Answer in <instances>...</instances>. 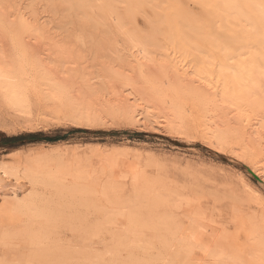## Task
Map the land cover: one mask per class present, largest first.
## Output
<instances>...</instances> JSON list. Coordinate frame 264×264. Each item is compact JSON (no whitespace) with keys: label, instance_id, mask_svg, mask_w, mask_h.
<instances>
[{"label":"rangeland","instance_id":"1","mask_svg":"<svg viewBox=\"0 0 264 264\" xmlns=\"http://www.w3.org/2000/svg\"><path fill=\"white\" fill-rule=\"evenodd\" d=\"M72 1L0 0V18H4L1 20L3 23L8 19L10 21L14 19V21L16 20L15 22L13 21L14 25L18 26L24 19L28 20V28L23 30L24 33L22 29L16 26L14 28L12 26L13 23L9 22H6L5 25L10 24V33L8 31L9 26H6L8 30L6 28L0 29V51L2 50L0 53L3 52L5 56H2L4 58H6V55L8 56L7 58L11 57V62L14 60L12 65H15L12 69L15 70L17 66L18 70H20L18 73L16 69V72L20 76L22 87V92L15 99L10 100L6 96H0V160L9 161L8 167L14 172L13 182L7 185L8 195L2 200V203L20 204L21 206L6 210L8 214L3 215L0 219V228H2L3 234L8 233L7 237L4 234L5 239L13 231L12 235L17 236V231L21 226L18 224L19 219L21 220L19 222L24 225L29 221L34 223L36 219L40 220L42 218V215L38 214L40 211L48 213L51 221L57 214L56 218L74 215L73 212L69 215L70 210L73 211L74 208L62 209L65 206L64 204L72 198L69 199L66 193L64 195L57 192L55 190L56 187L52 186L53 184H49L52 178L59 176L58 173L60 172L56 170L70 167L69 170L72 173H77L82 169L97 179L98 190L103 183L113 180L118 188L126 189L127 196L133 186H150L153 192L159 191L161 193L164 201L167 199L168 205L173 196H177L178 199H183L184 201H190L189 216L196 215L203 219L204 222L208 223L209 228L206 230L208 234H215L214 237L203 234L198 223L192 222L190 219H186V223L182 227L185 237L199 246L196 250L198 256L195 254L192 259L196 256V261L201 259V264H217L214 258L208 254L209 251L207 250L209 248L222 252L223 255L224 253L230 256L238 255L241 264H263L264 181L254 173L256 165L253 164L249 153L251 150L244 145L245 140L248 138V132H251L250 125H255L256 118L264 116L263 89L256 87V95L250 97L251 100H248L249 102L244 103L241 107L235 108L230 103L216 109L213 103L205 101L204 103L186 91H175L169 87L168 83L171 81V64L179 67L178 69L182 73L184 71L185 73L187 71L191 72L193 69L190 67L194 68L192 60L199 58L202 61V57L197 58V56L203 55L202 51L204 55H207H203V61L204 58L208 59L211 56L214 58V63H217L218 54L216 49H212L208 53L205 52L208 48L211 50V46L207 45L209 42L205 45L202 42H198L202 44L200 48L194 44H192L193 46L190 45L191 50L194 47L193 51L189 50L190 48L185 50L179 46L177 47L176 42L172 41L169 35V37L167 36L169 33L168 24H166L167 20L164 21L165 14H168L166 11L172 12L171 10L178 9L183 12L189 10V15L197 17L200 14L208 20L215 21L216 19L212 17L214 15L211 11L215 0H111V3L109 2L110 0H98L97 3L100 1L97 4L98 6H100V3L106 6L104 8L101 5L99 9L93 6V2H89L90 0H84L91 4L86 2L88 4L87 7L90 6L88 9L85 8L86 5H81L80 8L79 1ZM104 2L108 3L105 4ZM223 2L228 7L227 13L230 17H235L236 20L242 19L241 21L244 22L245 28L249 31L261 32L252 23L245 21L251 10L248 2L243 0H223ZM76 3L78 5H75ZM111 6L112 8L116 7V11H120L119 14L122 17L124 12H127V9L128 13L131 12L132 14L134 12L131 18V14H125L126 17L129 16V19L122 18L126 20H123V22H127V25L131 24L130 26H132L133 22L135 28L133 27L132 30L138 32L139 29L140 31L151 29L149 30L151 33L155 32L151 35L152 39L150 38L152 41L155 39V42L153 41V44L147 46L146 52L140 50L141 48L137 45L132 48L126 46L121 42L120 35L115 33L118 36L115 37L118 42L113 47L116 54L110 56V54L105 53L99 57L96 56L95 50L98 48L96 44L101 42L98 35H102L104 30L107 31L105 27L98 28L105 20V26L106 23L107 25L111 24V18L107 17L109 13H106V9L108 8L107 10L109 11ZM79 8L84 10L82 11L84 16L86 15L85 17L89 15L88 18L80 16L83 15L81 12L80 15L78 14ZM101 8L105 11H102ZM164 9L166 13L163 15L165 17L162 18L163 11H160ZM155 10L160 13V15L158 13L157 15L162 18V20L159 19L160 24L159 21L157 22L158 24L154 21L157 18L155 17ZM122 11H124L123 14ZM81 17L85 21L81 20ZM89 17L92 18L91 21L88 20L90 19ZM95 17L102 21H100L99 26L96 24L98 20ZM94 19L96 21H93ZM130 19L132 22H130ZM146 19L148 21L149 19L152 20L149 22L153 23L154 29L150 23L149 26L145 22ZM18 20L20 21L19 23L17 22ZM81 22L82 25L84 22L88 25L86 27L81 26ZM90 22L92 24L96 23L93 26ZM25 23L27 24V22ZM95 26L98 27H96V32ZM90 27L94 28L93 32L95 34H92V31L90 32L91 29H87ZM80 28L82 29L80 30ZM4 29L8 32L3 33ZM130 29L128 31H131ZM114 31L115 28L112 27L110 32L114 33ZM143 31H141V34ZM20 32L21 35H19ZM147 32L143 34H146V38L150 36L149 32ZM87 33H90L89 35L90 37L92 36L93 41H90L91 38ZM95 35L96 37H94ZM90 42H93L91 44L92 48ZM14 43L21 44L23 49L19 51V47L17 51V48L13 47ZM252 45L251 47L250 45L239 46L235 52L229 49L224 50L225 52H220L221 57L226 61V56L232 52V55L237 54L242 63L244 59H247L245 60L246 64L240 62L241 65L237 67H241L244 64L248 66L249 58L253 59V62L257 61L258 55L254 57L251 53L253 52L252 54L255 55L254 51L260 53L261 50V48L258 50V46H254L255 43ZM261 45L264 46V43H261ZM28 47L29 49L40 50L39 53L43 52L42 54L47 60L52 54L51 57L53 59H50L53 62L60 61L64 64V68H62L64 72L69 70L74 73L75 76H73L71 87L62 94L57 90H49V92L44 89L38 90L40 86H33L32 74H28L32 73L27 62L29 57L27 51H25V48L28 49ZM93 47H96V49L94 50ZM194 53H198V55L195 58H191ZM60 54L63 55V58ZM187 54L189 56H186ZM57 56V59H61L56 60ZM237 56H235L236 60ZM261 56L264 58V54L258 56L260 65H262ZM22 57V61L27 63L26 67H23L20 62ZM186 57L189 58V61ZM239 59L237 61L238 64H240ZM211 60L205 61L210 62ZM227 61H232L228 64L236 67L237 63L234 58L230 57ZM207 64L209 63L206 62ZM208 67L209 72L206 70V73H203V70L199 75H187L188 78L192 79V82H188L194 83L195 86L199 87L205 86L213 91L214 88L211 87L214 86L216 66L211 62L206 69ZM213 67L214 69H212ZM211 69L214 71L212 72ZM115 71L116 74L120 73L121 77L119 79L115 78ZM157 73H160L158 77L155 76ZM99 74H102V78H98L100 80L98 82L102 81L106 84H99L103 86H101L102 91L100 89V93L88 92L81 94L83 90H86L83 86V77L89 79V82H96V77H100ZM122 75L133 76L135 78L134 83L132 85L124 84L125 81H123ZM106 80L109 83H106ZM182 83H184L183 80ZM214 84H216L215 81ZM134 89L139 90V93L135 92ZM121 92L131 98L135 95L137 100L133 107V114L139 108L143 111L142 107L144 106V111L148 112L144 113L145 117L133 119L127 114L116 111L117 99ZM255 98L260 102L254 106L252 101ZM253 127H251V130ZM211 129L218 133L212 132ZM262 138L261 143L264 144V133ZM240 146L244 148L239 149L238 147ZM35 163L38 166L35 167ZM71 178V175H65L63 182L67 180L65 182L67 183ZM163 194H166V196ZM100 196V193L92 196L89 205L78 207V211L75 212L74 210L75 214H81L84 211L87 219H94L95 210L108 205L106 200H98ZM128 197L130 200L128 203L136 208L135 210L139 209V203L132 200V195ZM167 203L162 206L163 208L159 205L157 207L158 213L155 217L149 218L148 223L153 225V227H149L150 230L149 228L142 229L144 232L140 231L141 229L136 230L137 235L135 231L133 236L138 237L140 234L138 238L142 236L147 238V241L145 238L138 240L133 236L132 238L123 237L124 239L121 237L123 239L121 249L114 245L115 241L111 234L105 233L104 237H111L109 239L106 238L105 240H108L104 241L103 244H97L93 251L95 254L106 256L101 264L111 263V260H115V258L118 262L120 257L122 259L118 263L113 260L112 263L179 264L178 261L180 262V260L177 261V257L174 259L176 255L173 252V246L170 245L172 244V239L167 235L163 224H160L162 225L161 228L157 225L158 215L165 218L171 216L168 211L166 212ZM164 207L166 208L164 209ZM169 208L171 209L170 205ZM26 210L30 211L29 215L25 212ZM18 211L23 213L19 215L21 212L19 213ZM63 211H69V213H63ZM24 213L25 215L27 214V217L23 215ZM36 213L38 215L34 218ZM52 214L55 215L53 216ZM174 214L176 218L182 219L180 209H176ZM4 216L8 218H4ZM119 218L118 216L116 221L118 219L119 222ZM12 219L13 222H9ZM22 219L24 220L22 221ZM25 219H27L26 223ZM3 220L5 224L2 222ZM9 223H15L12 226L9 225L10 227L14 226L13 228L15 229H8ZM39 223L36 221L33 226L39 225ZM62 223L64 222L56 223L48 229L49 231H45L47 234L54 236L60 234L63 240L71 238L72 227L66 226V223L61 226ZM67 225H70V223H67ZM54 226L56 229L59 226L60 230L55 229L56 231H53ZM126 226H128L126 223L120 224L119 222L118 227L115 226L113 228L121 230ZM66 227H68L67 232ZM61 228L65 231L62 232ZM9 230L12 232L10 233ZM152 232L155 234H152ZM178 235V240H181V231ZM4 237L2 235L1 238L3 239ZM9 238L7 240L11 241L12 239ZM16 238L19 241L15 242L13 239L15 245H10L14 243L13 241L11 243L7 242L10 245L9 247L8 244L5 246L6 241L4 239L3 243L0 240L1 247L4 244L5 250L10 248L6 250L7 255L3 247L2 249L0 248V263L4 261L6 263L2 262V264L11 262L20 264L21 261L17 259L19 258L18 254L27 255L29 248L23 245L25 242L22 243V241L24 240L20 241V238ZM144 240L145 242H143ZM16 245H23V247L16 248ZM13 246H15V249H11ZM24 246L25 248L27 247V250H24ZM142 246L146 247L142 248ZM119 252H121L122 256H120ZM256 252H258V257L254 255ZM127 259H129L128 262Z\"/></svg>","mask_w":264,"mask_h":264},{"label":"bare ground","instance_id":"2","mask_svg":"<svg viewBox=\"0 0 264 264\" xmlns=\"http://www.w3.org/2000/svg\"><path fill=\"white\" fill-rule=\"evenodd\" d=\"M75 1L80 2V4H79L80 8H81V5H84V6L86 5L85 6L86 9H88L90 7V6L87 7V5L90 4L91 2H93V6H95L96 8L98 7V9L103 4V3H100L99 4L100 6H98L97 4L100 2L99 1L97 3L98 0H94V1L90 0L89 1L90 3H88L87 1H84V0H74V2ZM95 1H96L97 6L95 5ZM243 1L248 2L250 5V9H251L249 11L250 15L245 19V21L246 22L249 21L250 24L252 23L255 27H257L259 30H261V32H258V31L254 32L253 30L249 31L245 28L244 22L241 21L242 19L236 20L235 17L234 18L230 17V15L227 13L228 7H227L226 3L223 2V0H215V4L212 5L211 11L214 15L212 17H214L216 19L215 21L208 20L205 17H203V15H200V14L197 17L195 15L194 16L189 15V12H190L189 10L182 12L178 9H176L174 11L170 9L172 12H169V10L166 11V12H168V14H165L166 13L165 9L160 11V12L163 11L162 18H164L166 16L164 18L165 19L164 21L167 20L166 24L169 25V26L167 25L168 32H169L167 34V36L169 35L170 39L172 41L176 42L175 44L177 45V47L179 46L181 49L188 50L187 48H190L191 47L190 45H192V44H194L195 46L200 48V45H202V44L201 43L199 44L198 42H202V43H204V45L207 42H209L207 45L209 47L211 46L210 47L211 50H209V48H208V50L205 52L208 53L209 51H212V49L213 50L216 49L217 54H218V62L217 63H214V61H213L214 58L211 57L210 54H208V56H210V57L208 59L204 58V61H203V57L207 56V55H204L203 51H202V54L204 56L203 55L197 56L199 51L197 54L194 53L192 56L190 55L191 58H193V57L195 58L196 56H197V58L202 57V61L199 58H198L199 60L198 59L192 60L194 62V64L192 63L194 68L190 67L191 69H193V71H191V72L187 71L185 73V71H184V73H182L179 71V69H178L179 67L175 66V64H171L170 65L171 69H172L171 70V76H170L171 81L168 82L169 87L171 89H174L175 91L176 90L177 91L182 90L183 92L186 91V92L190 93L192 96H194L195 98L201 100L202 102H204V101L205 102H211L216 107V109H219L220 107H222L226 104L229 105L230 103L233 104V106H235V108L241 107V106H243L244 103H248L249 102L248 100H251L250 97H253V95L254 96L256 95V91H255L256 87H261L264 91V58H262L263 55L261 56V59H260L262 62V65H260L261 63L260 64L258 63V56H260L261 54H264V53H262V52H264V48L262 49V47H264V46L261 45V43H264V0H243ZM109 2L111 3V0ZM107 3H105V4H107ZM68 4H69V2H68ZM75 5H78V4L76 3ZM113 5H114V3H113ZM102 6L104 7L105 5H102ZM80 8H79V10H80ZM115 8H112V6H111V8L109 7V9H110L109 11L107 10L108 9L107 8L106 13L108 12L109 15L105 14V15H107L108 18H111L112 22L110 21V23L112 25L111 24L107 25V23H106V26H107L106 27L104 25L106 20L103 23L100 19H97V17H95L96 20H98L97 23L95 22L97 24V26H99L101 22H102L101 23L102 26L100 25L99 28L97 26H95L94 28L96 29V27H97L98 29H100L102 27H105L107 30V31L104 30V33H102V35H100V36L98 35V38L100 37L99 41H101V42H100V44L95 43L96 46L98 47L97 49H96V47H93L94 50L96 49L95 50L96 56L99 57L101 54H105V53L110 54V56H113L116 54V51L113 48L114 45H116V43L118 42V40L115 38L117 36L115 33L120 35L121 42L123 44H125L126 46L132 48L134 45H137L139 48H141L140 50H142L143 52H146L147 46H150V44H153V41L155 40V39L153 41L151 40L152 39L151 35H153L155 32L151 33L149 31L151 29H148L147 31L150 34V36H147L149 38L148 39L145 36L146 34L143 35L144 32H147V31L141 30V31H143L141 34V31L139 28L138 29H139L140 33L138 30H137L138 32H136V30L135 31L132 30L133 27L135 28V25H133L132 20L130 19V22H132V26H130L131 24L127 25L126 24L127 22H125L126 20L122 19V18H128L129 19V16L126 17L125 14L128 15V14H131V12L128 13V9H127V12L125 11L126 13L124 11H122V14L124 12V16H125V17L124 16L122 17L119 14L120 11L117 12ZM79 10L77 9V11H79ZM82 10L83 9H81L78 14L80 15V12H81L83 15H80V16H83L84 18H88L89 15L87 17H85L86 15L84 16V13H83L84 10L83 11ZM101 10H102V8H101ZM102 11H105V10H102ZM155 12H156V16L155 15H153V16L157 17L158 20L156 18L154 21H156V23L159 21V24H160V20H162L161 16H159L160 13L157 12L156 10H155ZM157 13L159 15H157ZM132 14H134V12ZM132 14L130 15V18L132 16ZM164 14H165V16L163 17ZM90 16H92V14H90ZM83 17H81V20L84 19ZM134 17H136V16H134ZM2 19H4V18H0V29L6 28V26L7 27L9 26V30L7 28L6 29L10 33V24L5 25V23L9 22L12 24L14 19L12 21H10V19H8V20H6V22L4 20L5 23H3L1 21ZM5 19H7V18L5 17ZM91 19L92 18H90L88 20L91 21ZM96 20L94 19L93 21H96ZM123 20H125V21L123 22ZM83 21H85V20H83ZM86 21H87V19H86ZM147 21L148 20L146 19L145 22L149 25V23H150L149 21H152V20L149 19V21L148 22ZM243 21H244V19H243ZM17 22L19 23L20 21L18 20ZM25 22H27V24ZM82 22H81V26L86 27L88 25V24L87 25L85 24L86 22H84L82 25ZM90 23L92 24V22H90ZM95 23H93L92 25L94 26ZM150 25H151V27H153V23L152 24L150 23ZM161 25H162V22H161ZM12 26H14V28H15L16 24L14 25V23H13ZM93 26H91V27H93ZM127 26L129 29L131 28L130 29L131 31H128L129 29L127 28ZM16 27H18L19 29H22V32H23L24 29L28 28V20L24 19V21L20 22L19 25ZM29 27H30V25H29ZM91 27L87 28V29H91L90 32L92 31V34H95L97 29L95 30V32H93L94 28L92 29ZM112 27L115 28L114 33L110 32ZM6 29H4L5 32L3 31V33L8 32V31H6ZM81 29L82 28H80V30ZM84 29H86V28H84ZM153 29H154V27H153ZM31 30H32V26H31ZM11 32H12V29H11ZM13 33H14V30H13ZM18 33H19V31H18ZM89 34L90 33H87V35H89ZM164 34H165V32H164ZM19 35H21V32ZM89 37H90V35H89ZM94 37H96V35ZM90 38H91V40H90ZM90 38H89V40L93 41L92 36ZM98 38H97V40H98ZM15 41L17 42L16 39H15ZM18 41H20V40H18ZM254 43H255V45H254ZM91 44H93V42H90V45ZM252 44L256 47L258 46V50L261 48L260 53H258V51L257 52L254 51V53H256L255 55L252 54L253 52L251 53V55L254 57H256L258 55L256 58L257 61L253 62V59L249 58L248 61L251 64L249 65V63H248V66H245V64H246L245 60H247V59H244L243 63H245V64L242 65L241 67H237L238 65L239 66L241 65L242 60H240L238 58L237 54L232 55V52H235V50H237V47H239V46H249L250 45V47H251ZM258 44L261 46H259ZM12 45H13V43H12ZM13 47L17 48L16 49L17 51H18L19 47H20L19 51H21V49H23V47H21V44H15ZM26 48H25V51H27L28 57H29L27 62H28L29 68L32 72V73H28V74H32V81H34L33 86H36V87L40 86V88H38V90L44 89L47 92H49V90H57V91H60L62 94L66 91V89L71 87V83L73 82L72 79H73V76H75V75H74V73H72L69 70H65V72H64L62 69V68H64L63 67L64 64L62 62H60V61L59 62H53V60H51V59H53V57H51L52 54L50 55L51 59L49 58L47 60L43 56L44 55V54H42L43 52L39 53L40 50L38 51L37 49L35 50L34 48L29 49V47H28V49H26ZM91 48H92V45H91ZM192 49L194 50V47ZM228 49L232 50V52L228 56H229V58L231 57L232 59L233 58L235 59V62L237 63L236 67H233V66L228 64L229 62H232V61H227V59H229V58H227L228 56H226L227 62L225 60H223V58L221 57L222 51L228 50ZM189 50H191V48ZM193 50H191V51H193ZM2 55H4L3 52L0 53V94H1L0 96H2V97L6 96V97H8V99L10 98V100H11V99L17 98L18 95L22 92L21 79H20V76L18 75L20 70H18L17 66H16L15 70L12 69V67L14 68V65H15V64L12 65L13 64L12 62L14 60H12V62H11V57L7 58L8 56L6 55V58H4ZM60 55L63 58V55L62 54H60ZM186 56H189V55L187 54ZM235 56H237V60H236ZM57 58H58V56L56 57V60L61 59V58L60 59H57ZM187 58L188 57H186V59ZM5 59H6V61H5ZM22 59H23V57L20 59L21 60L20 62L23 65V67H26L27 63L25 61H22ZM238 59H239V63L241 62L240 64H238V62H237ZM9 60H10V62H9ZM205 60H211V61L209 62V61H205ZM188 61H189V58H188ZM204 62H205V64H204ZM206 62L209 64L211 62H213V64L217 68V69L215 68V70H216L214 72L215 74L213 73L214 74V81L216 84H214V81H213L214 86H212V87L210 86L211 88H214L213 91L209 90V88H206L205 86H202V87L195 86L194 83H190V82H192V79L188 78V76H187L190 74L199 75L203 72V70H204L203 73H206V70H207V72H209V67H208V69H206L207 66H209V64L206 65ZM56 63H58V64H56ZM176 63H178V62H176ZM190 65H191V63H190ZM205 65H206V67H205ZM187 66H188V64H187ZM210 66H212V65H210ZM188 68H186V69L188 70ZM16 69H17V72L19 71L18 73L16 72ZM212 69H214V67ZM212 69H211V71H212ZM113 73H114V70H113ZM103 74L105 75V73H103ZM209 74H211V73H209ZM159 75H160V73H157L155 76L158 77ZM107 76H108V74H107ZM120 77H121L120 73L116 74V71H115V78L119 79ZM96 78H97L96 82L98 84L96 82H89V79L83 77V80H84L83 86H84V89H86V90H83L81 92V94L88 93V92L96 94V93H100V91H102V87H103L102 85L105 83L101 81L100 83L102 85H99L100 83L98 82V81H100V80H98V78H102V74L100 75V77H96ZM184 78H185V80H187L186 83H185ZM103 79H104V77H103ZM105 79H107V77H105ZM122 79H124L123 81H125L124 84H127V85H132V83H134V80H135V78L133 76H123V75H122ZM182 80L184 81V83H182ZM103 81H105V80H103ZM188 81H190V82H188ZM114 82H115V80H114ZM106 83H109V81L106 80ZM111 84H113V83H111ZM116 86H114V87L116 88ZM152 87L156 88L154 86H152ZM134 91L139 93V90L137 91L134 89ZM123 93H124V91H123ZM123 93L121 92L119 98L117 99L116 111H118L120 113L127 114L133 119H140V117H142V116L145 117L144 113H148V112L144 111V109H145L144 106L142 107L143 111H141V109L139 108V110H137L136 113L133 114L134 113L133 107L135 105V101L137 100V98H135V95L133 98H131L129 96L123 95ZM132 99H133V101H132ZM259 102L260 101L257 98H255V99H253L252 104L255 106V105H258ZM256 119L257 120L255 121V125H253V124L250 125L251 127H253V126L254 127L252 128V130L250 127L251 132H248V134H247L248 138L246 140L244 139L245 140L244 145L249 150H251L249 153L252 157L253 164L256 165L254 173H256L258 176H260V178L264 181V146H263L264 144L261 143V140L263 139L262 135L264 133L263 132L264 116H260L259 118H256ZM213 131L214 130H212V132ZM246 131H247V129H246ZM214 132H217V131H214ZM215 134H214V136H215ZM217 137H219V136L217 135ZM261 145H262V147H261ZM238 148L242 149L244 147L240 146ZM8 162L9 161L0 160V219L2 218L3 215L8 214L6 212V210L8 211V209L10 210L11 208L21 207L20 204H3L2 203V200L5 199L8 195L7 185L11 184L13 182L12 177L14 175V172H12V169L8 167ZM44 165H46V164H44ZM36 166H38L37 163H35V167ZM69 168L64 167V168H62V170H56L57 172H60V173H58L59 176L54 177V179L52 178L51 181H49V184L50 185L53 184L52 186L56 187L55 190L57 192H60L63 194L66 193V194H68L69 199L72 198L71 200H69V202L64 204L65 206L62 209H67L69 207L72 209L74 208L73 211L70 210V213H69V211L68 212L63 211V213H69V215L73 212L74 215L72 214L70 217H64L63 218L62 215L60 214L62 218L57 217L58 218L57 219L56 218V216L58 215L57 214L55 216V218H52V221H51L48 213H43V211H40V212H38V214L40 213L42 215V218L40 220L36 219V221H38L40 223H39V225H35V226H33V225L36 221L34 223L32 221H29L28 223H26L27 219H25L26 224L24 225L23 223L19 222V221H21L19 218H18L19 221L15 220V221H18V224L22 226V227L20 226V228H19L18 227L19 225L17 224V227L19 228V230L17 228L18 233L16 232L17 233L16 237L20 238V241L24 240V241H22V243L25 242L23 245H25L29 248V250H27L26 249L27 247L25 248V246H24V250L26 249L28 251L27 255L18 254L19 258H17V259L21 261L20 264H101L104 262V259L106 256H103V254L93 253V251L95 250V247H97V244H103L104 241H107L112 236L114 238V241H115L114 245H116V247L121 248V242L124 239L123 237L132 238V236L134 235L136 230L138 231L139 229H141L140 231H142V229L149 228L151 226L153 227V225L148 223L150 220L149 218L155 217V215L158 213L157 207L159 205L162 207L163 205H165V203L168 202L167 199H166L167 202L164 201V199L161 197V193L159 191L153 192L152 188H150V186H143V187L133 186L130 190L129 195H132V197H133L132 200L134 202L139 203V207H138L139 209L135 210L136 208H134L130 203H128L130 200L128 197L129 195L127 196V194H126V189L125 188L122 189L121 187L118 188L117 184L113 180L106 181L105 183H103V185H101V188L98 190L97 179H95L91 175L87 174L82 169H80L81 171H78L77 173H72V171H70ZM64 174L72 176V178L70 180H68L69 183L68 182L65 183L67 180L65 182H63V180L65 179ZM63 175H64V177H63ZM95 193L101 194V196L98 198V200H103V199L106 200L108 203L107 207L97 208L95 210V218L91 219V220L86 218V212H84V211L81 214H75V212L78 211L77 210L78 207H84L86 205H89V203L92 200L91 197L96 195ZM57 194H59V193H57ZM166 194H168V193H166ZM166 194H163V195L166 196ZM252 194H254V193H252ZM125 196H127V197H125ZM248 196H250V195H248ZM169 197H171V196H169ZM169 197H168V199H169ZM162 200H163V202H162ZM122 202H124V203H122ZM169 203H170L169 205H170L171 209L169 208V205L167 203L166 207H167V209L168 208L169 209L168 210L166 209V212L168 211L170 213L169 215H171V216H168L165 218V217H161V215H158V218H157L158 224L157 225H159L160 227L159 226L158 227L161 228L162 225H160V224H163L164 225L163 228H165L167 235L170 236V238L172 239V244H170V245L173 246L172 249H173L174 254L176 255L174 257V259L177 257L178 259H176V260L177 261L180 260V262L178 261L179 264H201L200 263L201 259L196 261L197 260L196 256H198V254H196V250H197V248H199V246L194 241H191L190 239L188 240V238L185 237V235L182 232V230H183L182 227L186 223V219H188V220L190 219L192 222L198 223L199 228L203 234L212 235L213 237L215 234H212V233L208 234V231H206L209 228L208 223L204 222L203 219L199 218L196 215L189 216L190 214H188V208H189V205H191L190 201H187V200L184 201L183 199H178L177 196H173L171 202H169ZM123 205H125V206H123ZM166 207H164V209ZM176 209L181 210L182 219L176 218V215L174 214V211H176ZM74 210H75V212H74ZM158 210H159V208H158ZM25 212L28 215L30 214L29 210H26ZM22 213L23 212H21L19 215H21ZM38 214L36 213L34 218H36V216ZM16 215H18V214H16ZM23 215L26 216L25 213ZM50 216H51V213H50ZM118 216L120 217L119 218L120 224L126 223L128 225V226L122 228L121 230L117 229V228H113L115 226L118 227V225H119L118 219L116 221V218ZM6 217L4 216V218H6ZM29 217H31V216H29ZM23 220L24 219H22V221ZM2 222H3V224H5L4 220ZM9 222H13V219H12V221L10 220ZM59 222L60 223L64 222V223H66V226L72 227L71 229H72L73 233L70 236L71 238H66V240H63V239H61L62 235L60 237V234H58L59 236L58 235H56V236L50 235L49 233L47 234L46 231H49L48 229H50L54 224L59 223ZM64 223H62L61 226ZM67 223L68 224L70 223V225H67ZM14 224L9 223L8 226L9 225L12 226ZM189 224H191V223H189ZM157 225L155 224L156 228H157ZM59 226L57 229L54 226L53 231L60 230ZM13 227L9 226L8 229L9 228L12 229ZM68 227L65 228L66 232L68 230ZM1 229L2 228H0L1 237H2V235L4 237V234H6V233L3 234ZM6 229H7V227H6ZM13 229H15V228H13ZM149 230H150V228H149ZM64 231L62 229V232H64ZM137 231L135 233L136 235H137ZM180 231H181L182 236H181V240H178L179 239L178 233ZM11 232L12 231H10V233ZM142 232H144V231H142ZM145 232H146V230H145ZM149 232L151 233V231H149ZM12 233H14V231ZM12 233L9 234V237H10V235H12ZM105 233H110L111 236L109 238L104 237L106 235ZM55 234H57V233L55 232ZM152 234H155V233L152 232ZM7 235H8V233L5 236L7 237ZM12 236L15 237V235H12ZM139 236H140V234H139ZM1 237H0V240H2V243H3V239L6 241V243L4 241L5 246H6V244L11 243L13 241V239L15 242L17 240L19 241V239H17L16 237H15L16 240L13 237L12 238L8 237L9 239H12L11 241L10 240L8 241L7 240L8 238L5 239V237H4L2 239ZM133 237L137 238L138 240L141 238H145L142 236L140 238H138L136 236H133ZM106 238H108V239L105 240ZM145 239L147 241V238H145ZM151 239H152V237H151ZM153 239H154V236H153ZM151 241H149V242H151ZM15 242L11 243L10 245H13V244L15 245ZM143 242H145V240ZM133 243H134V239H133ZM0 245H1V241H0ZM10 245L8 244V247ZM18 245H19V243H18ZM23 245L22 246L16 245V248L17 247H23ZM3 246H4V244H3ZM2 247L0 246L1 249H2ZM14 247L15 246H13V248H11V249H15ZM144 247H146V246H142V248H144ZM179 247H181V248H179ZM5 248H7V247H5ZM3 249H4V247H3ZM8 249H10V248H7L6 250H8ZM12 251H15V250H12ZM207 251H209L208 254L214 258V260L216 261L217 264H241L239 261L240 258L238 255L237 256L236 255L230 256V255L225 254V253L223 255L222 252L216 251L213 248L212 249L209 248ZM19 252H21V251H19ZM108 252H109V249H108ZM171 252H172V250H171ZM117 253H118V251H117ZM120 253L121 252H119V254ZM257 253L258 252L254 253V255L256 257H258ZM195 254H196V256L192 259V257ZM199 254H201V253H199ZM6 255H7V251H6ZM120 256H122V255L120 254ZM108 258H109V255H108ZM120 259H122V257L118 258V262L120 261ZM112 260L116 261L117 259L115 258V260L114 259H112ZM112 260H111V263L107 262L104 264H115L114 262L112 263ZM0 261H1V258H0ZM128 261H129V259H127V262ZM172 261H173V259H172ZM2 262H4V261H2ZM2 262L0 264H2ZM4 263H6V262H4ZM7 264H14V263L11 262V263H7ZM263 264H264V261H263Z\"/></svg>","mask_w":264,"mask_h":264}]
</instances>
